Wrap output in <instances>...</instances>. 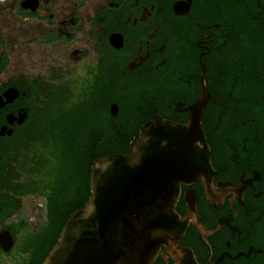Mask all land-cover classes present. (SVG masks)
Wrapping results in <instances>:
<instances>
[{
	"label": "flooded vegetation",
	"instance_id": "flooded-vegetation-1",
	"mask_svg": "<svg viewBox=\"0 0 264 264\" xmlns=\"http://www.w3.org/2000/svg\"><path fill=\"white\" fill-rule=\"evenodd\" d=\"M8 2L23 60L0 53V264H42L93 161L146 126L177 190L151 264H264V0Z\"/></svg>",
	"mask_w": 264,
	"mask_h": 264
},
{
	"label": "water",
	"instance_id": "water-1",
	"mask_svg": "<svg viewBox=\"0 0 264 264\" xmlns=\"http://www.w3.org/2000/svg\"><path fill=\"white\" fill-rule=\"evenodd\" d=\"M148 134L146 126L130 144L131 155L93 161L91 197L68 218L42 264H151L174 238L177 190L166 146Z\"/></svg>",
	"mask_w": 264,
	"mask_h": 264
},
{
	"label": "rangeland",
	"instance_id": "rangeland-1",
	"mask_svg": "<svg viewBox=\"0 0 264 264\" xmlns=\"http://www.w3.org/2000/svg\"><path fill=\"white\" fill-rule=\"evenodd\" d=\"M54 0H50L52 3ZM59 1V0H56ZM81 1L80 5L88 6L94 3L95 0H76L77 3ZM88 1V2H87ZM15 5L12 2L0 3V39L2 44L0 45V53H6L9 57L10 65L8 69L19 67L20 62L23 60V55L20 47V19L16 15ZM10 40L14 43L11 44ZM4 44V46H3Z\"/></svg>",
	"mask_w": 264,
	"mask_h": 264
}]
</instances>
